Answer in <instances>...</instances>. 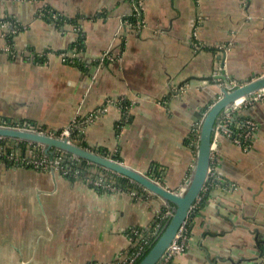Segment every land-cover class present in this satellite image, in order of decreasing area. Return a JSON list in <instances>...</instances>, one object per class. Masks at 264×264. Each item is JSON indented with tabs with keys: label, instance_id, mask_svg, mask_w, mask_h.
Returning a JSON list of instances; mask_svg holds the SVG:
<instances>
[{
	"label": "crops",
	"instance_id": "1",
	"mask_svg": "<svg viewBox=\"0 0 264 264\" xmlns=\"http://www.w3.org/2000/svg\"><path fill=\"white\" fill-rule=\"evenodd\" d=\"M137 6L0 0V125L34 124L54 133L78 119L88 149L181 191L196 159L200 114L224 85L200 79L224 71L240 86L264 75V0ZM44 8L59 19L38 16ZM7 20L20 28L9 40L1 27ZM117 100L132 107L122 130L121 105L82 124ZM233 110L213 138L189 247L169 264H264V98ZM249 121L256 130L239 146L235 140ZM173 209L138 185L100 191L60 169L0 160V264L122 263L135 247L134 231L150 230Z\"/></svg>",
	"mask_w": 264,
	"mask_h": 264
},
{
	"label": "water",
	"instance_id": "2",
	"mask_svg": "<svg viewBox=\"0 0 264 264\" xmlns=\"http://www.w3.org/2000/svg\"><path fill=\"white\" fill-rule=\"evenodd\" d=\"M199 80V78H192ZM201 81L221 80L224 85L220 93H213L215 103L209 108L205 115H201L199 132L197 138V151L191 174L181 191H170L146 173H142L125 165L124 163L105 156L100 152L80 146L70 138L59 137V132L53 134L40 132L32 128H20L11 125H0V139H13L33 145L44 147V153L52 158L56 152L86 161L92 165L103 168L118 176L127 178L142 187L147 192L162 199L169 206L173 205L172 215L163 233L159 236L157 243L148 255L139 264H161L168 256L169 249L175 241L180 229L189 225L194 217V211L202 197L203 191L209 182V173L212 167V145L215 130L222 117L231 113L232 108L238 100H250L264 93V75L257 76L244 85L234 87L227 79L223 71L221 75H215Z\"/></svg>",
	"mask_w": 264,
	"mask_h": 264
},
{
	"label": "built area",
	"instance_id": "3",
	"mask_svg": "<svg viewBox=\"0 0 264 264\" xmlns=\"http://www.w3.org/2000/svg\"><path fill=\"white\" fill-rule=\"evenodd\" d=\"M133 2L136 3L137 6V11L140 9L141 10V3L142 0H132ZM38 16L40 17H48L52 20H58L59 19V15H57V13H55L53 10L48 9V8H44L40 11V13L38 14ZM140 14L137 16L139 18ZM138 24H140V22H138ZM1 27L4 29V37L6 40H9V38L11 36H15L20 32V28H18L15 24H13L11 21H5L3 23H1ZM10 50V49H8ZM67 55L68 54H62L63 60L67 59ZM69 56V55H68ZM105 58H107V60H110V57L108 56H104L102 58L103 61H105ZM232 85L234 87H236V85L234 83H232ZM261 98H264V93L262 95H258L254 98H251L250 100H247L248 103L252 104V102L257 101ZM123 102V100H117V101H110L107 103V107H104L102 109H96L95 111H93L86 119L84 122H82V124L85 123H93L94 120L98 117H100L101 115H103L104 113H106L108 111V107L109 106H119L121 105V103ZM122 109H123V113H124V119L122 120V122L120 123V125H118V129L122 130L123 127L129 122V118L131 115V106L130 105H121ZM234 110H232L231 112H233ZM231 116V113L226 114L225 116L222 117L221 121L218 123L217 128L215 130V134H218L220 132V130L224 129L229 118ZM80 121L78 119H73L72 122L68 125V127L64 128L62 131H60L59 137L61 138H70V140H72L74 143L75 141L72 138V132L73 129H78V131L80 132L82 129L79 128L78 123ZM16 127H20V128H32V127H24L22 126H16ZM246 132L243 133L238 139L235 140V143L239 146H243L245 143V140L249 137L252 136V131L254 132L256 130V125L254 122L249 121L246 124ZM33 130L36 131H40V132H45V130H43L42 128H37L34 127ZM49 134H53V132H50ZM3 140V139H0ZM37 145H33V144H29L27 145V148L25 149H21L20 147H18V149L16 147H13L14 150L13 151H8L7 149H2L0 150V160L3 161H8V162H12L15 165H20V166H26V167H32V168H38V169H43V170H56V169H60V171H62L64 173V175L70 176V174L72 175L73 178H81V176L79 175V172H72V169L70 167V165L66 164V154L62 153V152H56L55 155L50 158L48 155H46L44 153V150L42 149V147L37 148ZM38 149V151H36ZM212 149H213V145H212ZM39 153V154H37ZM56 156V157H55ZM69 161L71 162H79L80 160H78L75 157L70 156ZM211 174V169H210V173L209 176ZM90 183L96 187V188H101L105 191H116V187H112L111 185L106 183V179L105 178H99L96 180H89ZM199 204V203H198ZM198 207V206H197ZM196 207V208H197ZM167 218H169L172 213L171 212H167ZM188 225H184L175 241L172 243L170 249H169V253L168 256L162 261L161 264H169L171 259L173 257H175L176 255L185 252L188 247H189V234H188V230H187ZM159 233V225H157L154 229L152 233H149V230H142V231H138L135 230L133 237L136 238V240L134 241L135 247H137L139 244L137 243V240H141V241H145L144 237H147V239H149L151 236H155ZM147 241V240H146ZM147 243V242H145ZM143 252V247H140L138 250H136L135 252H131L130 257L128 260H125L124 262L120 263H116V264H136L137 260L139 259L140 255Z\"/></svg>",
	"mask_w": 264,
	"mask_h": 264
},
{
	"label": "trees",
	"instance_id": "4",
	"mask_svg": "<svg viewBox=\"0 0 264 264\" xmlns=\"http://www.w3.org/2000/svg\"><path fill=\"white\" fill-rule=\"evenodd\" d=\"M73 23V21H70ZM84 42V38L83 37H80L76 43V45L78 47H81L82 44ZM11 126H15L13 123L10 124ZM72 138L73 140L75 141V143L79 144L80 146L82 147H85L87 148V146L85 145V143L82 142V136H81V133L78 131V129H73V132H72ZM17 144H15V142L13 141H10V140H0V150L2 149H7L8 151H13L14 148L13 147H16L18 149V147H20L21 149H25L27 148V145L28 143L26 142H16ZM11 144H15L16 146H11ZM38 151V149L36 150ZM101 154L105 155V156H109L107 152L105 151H100ZM39 154V153H37ZM56 157V156H55ZM70 159V156L67 155L66 156V164L67 165H70L71 169H72V172L75 173V172H79V175L81 176V178L89 181V180H96V179H99V178H105L106 179V183L111 185L112 187H117V188H120V189H132L135 187L136 184L132 183L129 179L127 178H123V177H120V176H117L113 173H111L110 171H107L103 168H100L98 166H95V165H92L86 161H79V162H71L69 161ZM116 160H118L117 158H114ZM120 161V160H118ZM94 171L96 173H94ZM70 176H72L70 174ZM96 188V187H94ZM97 190H100V191H105L101 188H96ZM169 222V219L168 218H164L162 219L160 217L159 220H157L153 225H152V228L149 230V233H152L153 232V229L159 225V233L155 236H151L149 239H147V237H144V240L145 241H141L139 240L137 243L139 244L137 247H133L132 249V253L135 252L136 250H138L140 247H143V252L142 254L140 255L139 259L137 260L136 264H139L147 255L148 253L151 251V249L155 246V244L157 243L158 241V238L159 236L163 233L165 227L167 226ZM187 230H188V234H189V229L187 227ZM147 240V241H146ZM147 242V243H145Z\"/></svg>",
	"mask_w": 264,
	"mask_h": 264
},
{
	"label": "rangeland",
	"instance_id": "5",
	"mask_svg": "<svg viewBox=\"0 0 264 264\" xmlns=\"http://www.w3.org/2000/svg\"><path fill=\"white\" fill-rule=\"evenodd\" d=\"M15 127H16V125H15ZM37 128H38V127H37ZM61 131H62V130H61ZM45 132H46V131H45ZM59 132H60V131H59ZM47 133H50V132H47ZM3 140H10V141L15 142V144H17L16 142H21V141L13 140V139H3ZM15 144H11V146H16ZM16 147H17V146H16ZM36 147H37V148L42 147V149L44 150V147H43V146H39V145H37ZM152 178H153V177H152ZM169 212H171V211H169ZM171 213H172V212H171ZM167 215H168V213L164 212V215H163V218H162V219L166 218Z\"/></svg>",
	"mask_w": 264,
	"mask_h": 264
},
{
	"label": "bare ground",
	"instance_id": "6",
	"mask_svg": "<svg viewBox=\"0 0 264 264\" xmlns=\"http://www.w3.org/2000/svg\"><path fill=\"white\" fill-rule=\"evenodd\" d=\"M236 87H239V86H236ZM243 102H247V100H245V99L238 100L237 103L235 104V106L237 107L238 104L241 105ZM236 107H234V108H236ZM234 108H232V110H233ZM232 110H231V111H232Z\"/></svg>",
	"mask_w": 264,
	"mask_h": 264
},
{
	"label": "flooded vegetation",
	"instance_id": "7",
	"mask_svg": "<svg viewBox=\"0 0 264 264\" xmlns=\"http://www.w3.org/2000/svg\"><path fill=\"white\" fill-rule=\"evenodd\" d=\"M197 138H198V136H197ZM112 173V172H111ZM114 174V173H113ZM116 175V174H115ZM118 176V175H117ZM121 177V176H120ZM151 177V176H150ZM153 179H155V178H153ZM155 180H157V179H155ZM131 181V180H130ZM158 181V180H157ZM132 182V181H131ZM159 182V181H158ZM133 183V182H132ZM135 184V183H134ZM137 185V184H136ZM142 188V187H141ZM206 188V187H205ZM145 190V189H144ZM146 191V190H145ZM201 202V201H200Z\"/></svg>",
	"mask_w": 264,
	"mask_h": 264
}]
</instances>
